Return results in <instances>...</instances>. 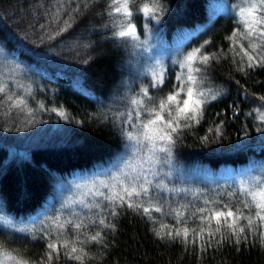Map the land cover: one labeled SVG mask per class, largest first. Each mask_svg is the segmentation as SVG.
I'll list each match as a JSON object with an SVG mask.
<instances>
[{
	"label": "trees",
	"instance_id": "16d2710c",
	"mask_svg": "<svg viewBox=\"0 0 264 264\" xmlns=\"http://www.w3.org/2000/svg\"><path fill=\"white\" fill-rule=\"evenodd\" d=\"M218 1L159 0L158 20L137 12L144 3L154 6V0L130 4L141 40L154 34L151 42L171 46L182 33H194L179 54L168 58L164 82L154 88L153 80L136 69L138 47L112 35L121 17L108 15L110 0H0V45L25 69L26 83L20 87L9 81V89L0 92V206L16 219L53 206L44 223L59 212L63 219L84 222L79 230L67 225L60 235L54 227L44 229L54 240L68 241L67 252L74 245L83 255L82 261L70 259L61 247L50 264H264V222L256 219L254 208L244 207L250 198L231 181L212 185L194 179L187 183L190 192L150 193L162 211L149 214L125 205L115 206L112 215L113 205L103 197L91 207L58 210L61 185L109 167L125 149L122 128L130 130L123 123L133 107L130 100L146 88L152 100L145 103L154 107L174 93L182 72L179 57L201 45L204 54L216 57L203 68L201 88L219 95L203 104L199 123L190 121V127L173 134L175 161L187 170L215 173L223 167H264V64L248 67L244 55L245 50L264 55V43L255 36L229 39L247 32L234 10L243 0H224L227 10L211 17ZM252 44L259 47L253 51ZM138 58L141 65L143 56ZM225 204L237 215L251 216V228L240 219L244 232L233 235L222 218L219 226L212 221V238L207 232L203 239L190 232L188 240L166 234L185 227L199 232L207 227L200 219L207 213L199 209L226 210ZM101 218L114 227L91 223ZM97 232L101 238L92 241ZM48 242L39 229L24 234L0 226V249L25 264H49Z\"/></svg>",
	"mask_w": 264,
	"mask_h": 264
},
{
	"label": "snow or ice",
	"instance_id": "6c2138e0",
	"mask_svg": "<svg viewBox=\"0 0 264 264\" xmlns=\"http://www.w3.org/2000/svg\"><path fill=\"white\" fill-rule=\"evenodd\" d=\"M134 0H110L109 7L112 11H109L108 15L112 16L113 13L119 14L121 19L112 25L113 28L118 30L114 31L112 35L125 43H133L134 46L140 47L146 41H141L138 34L137 27L131 22L133 11L130 8ZM162 11V5L159 4V0H154V6H149L148 3H144L142 7L137 9L138 13H142L144 17L149 20H158V12ZM59 14V13H58ZM240 22H242L247 29L246 34L234 33L233 37L229 39L236 41L238 36H243L244 39H250L251 37H257L261 43H264V0H245V6L239 8L238 12ZM67 24V21L65 22ZM209 43L205 41V44ZM243 48V45L240 46ZM259 47L257 44H252V49ZM200 48L194 49L192 52L184 56L182 61H179L180 67L183 69L181 75L177 77L179 86L174 93L169 94L164 100H161L158 105L154 107H148L145 103V98L151 101L152 98L149 95V91L146 88L140 89V95L130 100L132 109L128 112L123 123L126 126H130L133 131H128L127 128H122L125 139L129 142L127 148L130 152V156L125 158L117 165V174L112 175L108 173V180H96L93 181L94 195L103 197L108 200L113 208L111 214L115 215V206H127L137 210H142L145 214H149L151 211H162L161 206H157L152 203L150 196L153 178L161 174L163 166H168L171 171L172 165V145L175 143L174 133H177L178 128L190 127V121L199 123V119L202 118V106L209 100L217 98L219 93L211 88L202 89L203 82L202 72L204 66H207L210 61L215 59V56H209L204 54ZM244 55L247 56L248 67H253L257 64H264V55H251L247 50L244 51ZM243 70V69H241ZM154 77L151 86L156 88L160 87L164 82V71H154L152 73ZM5 91L4 88H0V92ZM181 93L184 94V99H179ZM264 100V97L260 98ZM258 111V110H257ZM133 112L135 113V119L138 123H133ZM167 114V119L165 117ZM61 116L65 113L61 112ZM123 115V114H121ZM142 116H146L147 119H141ZM260 119L264 122V113L260 114ZM183 121V125H181ZM163 154L161 156L160 154ZM148 165L147 168L144 166ZM157 166H160V170H157ZM254 170L261 172L260 175L251 176L250 179L242 181L240 185V192L250 198L243 202L244 207L248 209H255V217L261 222H264V167ZM119 185V190H117ZM155 187L161 190L173 191V189H167V186L161 183H156ZM100 188H108L112 190L111 195H105ZM91 191V189H90ZM136 198L135 200L133 198ZM146 197L147 201L140 200L139 198ZM76 201H73L75 203ZM83 203V201H79ZM145 203L148 206H145ZM205 203H210L205 201ZM85 207H91V205H84ZM99 211H104L99 205H96ZM226 210H215L201 208V213H207L202 215L200 219L205 221L207 227H202L199 232L195 229H188L187 227L182 229H175L173 232L169 230L166 234L170 237H183L188 240L190 232L203 239L205 232L209 238L214 236V232L211 231L212 221L214 220L216 225H221L222 218L227 223L228 229L233 235L237 233H243L244 228L238 227V221L240 219H246L248 227L254 223L251 216H242L234 213L227 204L223 205ZM177 217H183V212L175 210ZM229 218H231L229 222ZM0 221H3L7 227L13 228L16 231H26L23 228H17L15 224L10 221L4 220L3 216H0ZM99 223L105 227H114V225L106 224L105 219L101 218L98 221L93 220L91 223ZM44 223V221H39ZM51 224L55 225L54 230H59L58 235L62 234L67 225H72L75 229L79 230L84 227L83 220L75 222L72 219H61L57 216L51 219ZM167 226H162V228ZM30 230V229H29ZM45 236H48L49 242L47 248V259L49 264L51 262L53 253L59 254V249L63 247L66 250V254L70 259L78 261L83 260L82 254H77L78 249L76 246H71L70 252H67L70 245L68 241L54 240L51 233L45 232L43 228L40 229ZM220 228H216V232H219ZM160 233L158 232L157 235ZM101 238V233L97 232L91 236L92 241H98ZM195 243V240L192 241ZM82 249L79 252L82 253ZM6 260H16L13 257L5 253ZM16 264H25L23 261H16Z\"/></svg>",
	"mask_w": 264,
	"mask_h": 264
},
{
	"label": "rangeland",
	"instance_id": "374dc122",
	"mask_svg": "<svg viewBox=\"0 0 264 264\" xmlns=\"http://www.w3.org/2000/svg\"><path fill=\"white\" fill-rule=\"evenodd\" d=\"M243 6H245V0H243V4L234 6L235 13L238 17H239L238 15L239 8ZM227 8L228 6H226L224 0L218 1L217 3L214 2L211 7V13H210L211 17L215 16L216 13L225 12ZM193 34L194 33H190L188 31L182 33L181 36L179 35L178 37H176L174 44L171 46L160 44L159 41L151 42L152 36L156 37V35L148 34L143 40H141V41H146V43L138 47L139 50L138 48L134 49L135 54L133 55L137 63L136 69H138L139 71L141 70L140 72H143V74L147 75L152 80L154 79V77L152 76V73L154 71H159L163 69L165 76L168 58L170 56L176 55L179 52V50L184 46V44L189 40L190 36ZM139 54L140 56H143V62L141 65L138 60ZM184 56L185 55H182L179 58L182 59V57L184 58ZM180 71H183L181 67L178 68V72ZM24 75H25V69L21 65H18L16 62L12 61L8 53L0 45V88L9 89L8 88L9 81H15L17 83L16 85L20 87L23 86L25 83ZM9 87L11 86L9 85ZM184 98L185 97H183V99ZM141 119H147V118H144V116H142ZM133 123H138V121L135 119V114L133 116ZM129 131H133V129L130 127ZM160 155L163 156L162 153ZM125 156H130V152L127 147H125V149L120 153L119 157L109 167L102 169L97 173H93V174L90 173L88 175L78 176L76 178L71 179L68 183L61 185L60 193L58 194V199L60 201V205H58V210L59 211L76 210L79 207H84L85 204L92 205L94 201H96L98 198H101L100 196L94 195V188L92 182L96 180H108L109 179L108 173H111L112 175H116L117 174L116 166L120 164V162L125 158ZM144 167L147 168L148 165H145ZM256 169H260V168H256ZM157 170L158 171L160 170V166H157ZM216 172L217 173L212 171H207L205 169L201 170L200 168L187 170L186 168H184L182 165H179L175 161L172 152L171 171L168 166H163V170L161 174L153 178V186L151 193L156 194L160 192V193H166V195H168L171 192L174 193H179V192L186 193L188 191L190 192L192 189L191 186L187 185V183L190 180H194V179H198L201 181L203 180L204 182H208V183L211 181L210 183L212 185L220 184V182L223 180L231 181L237 184L238 186H240L242 181H246L250 179L251 176L261 174L260 171L254 170V167H240V168L233 167L228 169L226 167H223L222 169ZM161 182L167 186V189H173V191L161 190L156 188L155 184ZM119 187L120 186L117 185V190H119ZM100 190L103 191L106 196L112 194V190L108 188H100ZM73 201L76 202L73 203ZM79 201H83V203H80ZM51 208L49 206L47 210H44L38 215H35L27 219H16L10 216L9 214H7L0 206V216H3L4 220L10 221L11 223L15 224L17 228H23L26 229V231L20 232V231H16L13 228H9L6 226V224L3 221H0V226L9 231L19 232L24 234H33L34 232L36 233L38 229L40 230L41 228L43 229L53 228V227L55 228V225L50 223L51 220L43 223L40 226L37 225L39 221L41 220L43 221V219L49 215L47 213L51 210ZM61 213L62 212L57 213V216L61 215ZM61 219L63 218L61 217ZM5 253L9 254L8 252L0 249V264H16L17 260L22 261L18 259L16 256L11 254L9 255L16 257V260H6Z\"/></svg>",
	"mask_w": 264,
	"mask_h": 264
},
{
	"label": "bare ground",
	"instance_id": "6f19581e",
	"mask_svg": "<svg viewBox=\"0 0 264 264\" xmlns=\"http://www.w3.org/2000/svg\"><path fill=\"white\" fill-rule=\"evenodd\" d=\"M41 235V234H40Z\"/></svg>",
	"mask_w": 264,
	"mask_h": 264
}]
</instances>
